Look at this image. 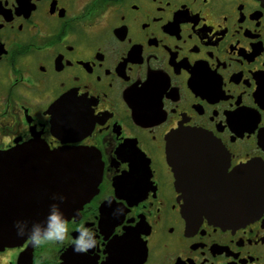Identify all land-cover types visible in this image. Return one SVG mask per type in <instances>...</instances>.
<instances>
[{
	"label": "flooded vegetation",
	"instance_id": "flooded-vegetation-1",
	"mask_svg": "<svg viewBox=\"0 0 264 264\" xmlns=\"http://www.w3.org/2000/svg\"><path fill=\"white\" fill-rule=\"evenodd\" d=\"M186 128L215 140L207 181L179 183L169 163ZM31 144L92 151L102 180L68 239L0 245V264H264V206L232 225L185 216L222 175L264 173V1L0 0V152ZM15 192L36 210L29 183ZM81 223L97 243L74 252Z\"/></svg>",
	"mask_w": 264,
	"mask_h": 264
},
{
	"label": "water",
	"instance_id": "water-1",
	"mask_svg": "<svg viewBox=\"0 0 264 264\" xmlns=\"http://www.w3.org/2000/svg\"><path fill=\"white\" fill-rule=\"evenodd\" d=\"M264 1V0H263ZM59 133L74 132L70 123H55ZM169 139L168 160L175 171L177 181H207L210 149L215 141L202 130L186 128L177 130ZM191 153H200L199 159L191 160ZM32 158L33 163L18 164L17 158ZM190 159V160H189ZM26 165L30 168L29 176ZM206 165V166H205ZM197 168V172H193ZM257 162L241 165L228 177L220 178V194H191L187 199L185 216H206L221 224L232 225L247 222L257 216L264 206V173L258 170ZM21 170V171H20ZM25 170V171H24ZM103 166L101 158L90 150L67 148L51 150L49 147L31 144L22 150L0 152V245L16 244L28 237L16 235L15 221L44 222L54 193L63 194L66 199L60 205L65 217L80 212L83 205L99 190ZM15 176H20L16 179ZM30 184L33 203L27 204L34 211H21L23 203L15 192V184ZM34 198L36 202H34ZM195 209L193 213L191 208ZM197 209V210H196Z\"/></svg>",
	"mask_w": 264,
	"mask_h": 264
},
{
	"label": "clouds",
	"instance_id": "clouds-1",
	"mask_svg": "<svg viewBox=\"0 0 264 264\" xmlns=\"http://www.w3.org/2000/svg\"><path fill=\"white\" fill-rule=\"evenodd\" d=\"M63 194L54 193L49 205L48 215L44 222H33L29 226L28 221H15L16 235L18 237H29L33 246H40L47 242H64L69 238V226L60 205L65 201ZM107 203L112 204V198L106 197ZM77 235L71 240L74 252H87L95 247L96 232L86 223H81L76 231Z\"/></svg>",
	"mask_w": 264,
	"mask_h": 264
}]
</instances>
